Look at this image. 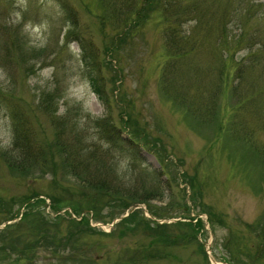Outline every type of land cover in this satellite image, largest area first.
<instances>
[{
    "label": "rangeland",
    "instance_id": "1",
    "mask_svg": "<svg viewBox=\"0 0 264 264\" xmlns=\"http://www.w3.org/2000/svg\"><path fill=\"white\" fill-rule=\"evenodd\" d=\"M162 1L0 0V264H264V69L243 85L231 66L264 61V0H201L170 72ZM14 116L44 169L2 160ZM104 118L130 140L105 158L115 180L64 174L57 135L107 152Z\"/></svg>",
    "mask_w": 264,
    "mask_h": 264
},
{
    "label": "trees",
    "instance_id": "2",
    "mask_svg": "<svg viewBox=\"0 0 264 264\" xmlns=\"http://www.w3.org/2000/svg\"><path fill=\"white\" fill-rule=\"evenodd\" d=\"M199 2H201V0H192L189 4L184 3L183 0H175L171 3L170 0L162 1V19L164 20V26L166 27L164 30L165 46L168 56L167 58L169 59L168 68H166L167 71H169L171 66L177 68L183 65L184 58L188 53L190 54V52L194 50L195 43L190 40V37H193L190 33L182 31L180 27L185 19H188L189 21L193 20L197 24L199 23V26L202 25V17L204 13ZM123 3L124 1L121 5H123ZM255 37L256 42L259 45V53H262L264 51V39L261 36L258 37V35H255ZM85 60H87V57H84V61ZM262 63H264V61L261 62V58H254L250 55L248 57V65L235 63L231 66L232 70H235L234 73L238 76L237 79L240 80V84L244 85L261 79L263 76L261 70L264 69L261 66ZM86 67L91 66L87 65ZM259 67L262 68L260 69V77L258 76L255 79H250V73H253V70L256 72ZM90 80L94 93L98 96L100 101L104 102L100 87H98L99 85L96 83L97 81L93 78H90ZM164 80V77H162V81ZM240 84L238 85L237 90L239 89ZM169 86H167V88H169ZM184 99H186V97H184ZM13 122L14 134L11 145L12 148L6 152H2L4 153V159L2 160H4V162L8 164V167L13 171L25 170L31 172L36 169H44L46 165H49L46 160V149H40L34 143H28L26 131L21 125V118L14 116ZM94 126L99 141H103L109 147V151H102L100 146L87 141L81 136L82 132L78 130V127L72 124L70 126L73 130L72 133L68 134L67 132H64L63 134L57 135L51 154L54 155L53 149L55 147V151L59 154V158H61L58 167L66 175L76 177L75 175L78 174L88 176L87 173L94 174L95 176L104 174L106 180L110 181V178L115 180L114 175L109 173L110 171L105 168V158H109L108 154L112 149L121 151L127 150L126 147L129 146L128 142L130 140H123L117 137V134H115L116 131H114L115 126L110 124L105 118L96 120ZM61 128L63 129V127ZM52 168L55 169V164L51 165V169ZM99 179L101 181L95 183V181L87 177L81 179L79 185L84 189H94L96 191H105V189H108L107 181H102L103 177H100ZM146 192H150V190H147ZM154 192H156V190H154ZM135 198H133L135 199V202L141 199L139 197ZM122 207L126 208V205H123Z\"/></svg>",
    "mask_w": 264,
    "mask_h": 264
},
{
    "label": "water",
    "instance_id": "3",
    "mask_svg": "<svg viewBox=\"0 0 264 264\" xmlns=\"http://www.w3.org/2000/svg\"><path fill=\"white\" fill-rule=\"evenodd\" d=\"M139 207H141V206H136L135 208H139Z\"/></svg>",
    "mask_w": 264,
    "mask_h": 264
}]
</instances>
